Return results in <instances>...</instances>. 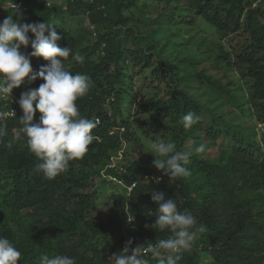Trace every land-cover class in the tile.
<instances>
[{
    "label": "trees",
    "instance_id": "obj_1",
    "mask_svg": "<svg viewBox=\"0 0 264 264\" xmlns=\"http://www.w3.org/2000/svg\"><path fill=\"white\" fill-rule=\"evenodd\" d=\"M11 1H25L28 9L3 10L0 4V22L19 14L22 24L50 23L49 28L61 36L58 46L72 48L66 69L87 75L92 82L90 93L77 101L80 114L100 120L93 130L97 139L85 156L49 180L38 170L41 161L28 150L21 116L5 118L6 107L0 101V126L5 128L0 137V236L7 237L21 252L18 264H41V254L67 255L76 264H109L108 258L121 253L129 241L130 248H135L169 238V231L151 227L157 210L150 193L153 190L166 199H175L179 211L187 209L206 226L207 231L199 234L195 247L184 253L178 264H264V152L255 157L261 147L249 132L228 123L187 86L191 80L204 81L211 89L233 98L238 107L242 106L241 99L232 83L222 82L206 67L196 68L202 59L191 53L182 55L180 50L170 59L168 45L175 42L169 39L159 46L162 35L176 23L194 29V18L182 21L193 15L216 29L221 45L231 33L246 34L233 58L222 46L218 58L252 80L246 101L252 103L255 117L264 125V0H63L52 5L43 0ZM166 6L173 10H166ZM175 9L184 17L179 22ZM61 16L69 17V23L60 22ZM29 37V46H22V53L32 52L35 37L32 33ZM75 55L82 57V62L75 60ZM30 60L34 73L48 63L43 57ZM136 75L143 76L144 84L165 82V95L151 85L157 96L139 108L155 116L162 126L168 122L170 140L178 150L190 154L184 166L191 175L170 181L152 166L137 161L124 165L126 172L119 175L127 183L137 181L135 187L130 195L115 196L107 219L95 220L90 215L95 180L120 150L123 137L132 140L129 128L122 133L114 130L129 122L125 103L135 98L130 89ZM42 83L39 78L26 79L22 93ZM190 112L200 119L185 129L179 121ZM203 113L208 115L210 128L222 126L223 121L226 132L232 130L242 141L240 147L223 149L214 158L204 157L200 151L192 153L186 141L196 139L203 128ZM41 115L37 111L36 118ZM128 212L135 220L124 234L122 225ZM202 253L208 256V263L202 262ZM145 259L157 264L150 253Z\"/></svg>",
    "mask_w": 264,
    "mask_h": 264
},
{
    "label": "clouds",
    "instance_id": "obj_2",
    "mask_svg": "<svg viewBox=\"0 0 264 264\" xmlns=\"http://www.w3.org/2000/svg\"><path fill=\"white\" fill-rule=\"evenodd\" d=\"M9 3L2 5V8L9 9ZM25 5L27 6L26 3ZM12 9L26 11L28 6L27 9ZM22 19V15L17 14L15 17L10 15L0 22V101L6 107L3 116L16 117L17 115L5 116L9 106L5 105L3 97L14 93L13 89L23 85L26 79L35 81L39 78L44 81L38 88L22 93L19 100L16 98L23 111V114L18 115L21 116L20 123L27 138L28 150L41 161L38 170L45 178L53 180L68 171L71 162L82 159L88 152L89 145L97 139L93 130L98 121L82 116L77 105L79 99L90 93L92 82L87 75L73 74L66 69L65 61L72 53V48L58 46L61 36L49 28L50 23L22 24ZM29 33L35 37L31 40L32 52L22 53L21 47L29 46ZM30 57H43L48 63L42 65L38 73H34ZM73 58L80 62L83 60L79 55ZM37 111L42 114L40 118H36ZM34 119L39 123H35ZM199 119V116L190 112L184 115L179 123L187 129ZM119 128H123L122 132L125 131L124 126ZM4 134L5 128L0 126V137ZM197 151L202 152L203 148H198ZM146 152L155 156L153 166L169 177L170 181L191 175L190 170L184 166L189 162L190 154L178 150L174 142L157 138ZM106 170L113 172L106 167L105 173ZM150 193L157 205L156 219L151 227L159 232L169 231L171 236L149 244L147 249L144 246L130 249L129 241L121 253L108 258L109 264H149L145 259L148 252L157 260V264H178L182 255L190 253L195 247L199 234L207 231L206 226L200 224L190 211H179L175 199H166L163 193L155 190ZM134 220L135 218L127 216L129 224ZM20 258L21 252L13 243L7 237L0 236V264H18ZM39 259L41 264H76L75 259L67 255L57 254L50 257L48 254H41Z\"/></svg>",
    "mask_w": 264,
    "mask_h": 264
},
{
    "label": "rangeland",
    "instance_id": "obj_3",
    "mask_svg": "<svg viewBox=\"0 0 264 264\" xmlns=\"http://www.w3.org/2000/svg\"><path fill=\"white\" fill-rule=\"evenodd\" d=\"M47 3V0H43ZM56 0H48V2ZM140 3L143 0H139ZM6 2H12L11 0H0L1 5H6ZM48 4V3H47ZM51 4V5H52ZM257 4L255 2L254 6ZM7 8H3L6 10ZM166 10H173L170 6H166ZM177 22L181 21L183 17L182 13H179L175 9ZM26 17L29 14L23 13ZM195 21V28L190 29L188 27H181V25L171 26L160 38L159 46L163 45L168 39L174 41V45L169 43L168 54L170 59L174 57L177 50L182 51V55L188 53L193 54L198 59H202L199 65L196 66L198 69L206 67L210 73H214L219 80L224 83H232V88L239 99L241 107L237 106L236 101L228 95L222 94L215 89H211L206 85L204 81H193L187 86V90L197 98L206 102L209 106L213 107L218 115H221L228 123L239 125V130L242 132H249V137L255 142H258L261 150L255 152V157H261L264 152V141H263V121L255 117L253 112L252 103H248L246 99L250 96L249 89L252 85V80L241 74L240 70L236 67L227 66L223 60L218 58V52L220 46L223 47L224 51H229L231 58L240 50L244 43L246 34L231 33L223 38L222 45L219 42V36L216 29L208 24L201 17H185L182 21L192 20ZM59 21L64 24L69 23L70 18L59 17ZM173 32V33H172ZM176 33L175 35L172 34ZM177 49H174V48ZM192 49V51L190 49ZM174 49V51H173ZM179 51V53H180ZM180 53V54H181ZM233 61V59H231ZM194 61V60H193ZM195 62V61H194ZM190 61L189 64H194ZM142 75L135 76L132 82V89L130 91L135 95V98H131V101L125 103L126 113L128 117V124L125 127L131 136L130 141L123 137L122 146L120 150L123 152L124 157L121 160L124 165H129L134 161L145 166H153V160L155 156L146 152L149 145L157 138L163 139L165 142H173L170 140V134L168 130V122L162 126L156 120L155 116L150 117L149 114L142 111L139 107L146 101L157 96V92L152 88L151 85L159 87L161 95H165L167 86L165 82L160 83L159 81L149 82L148 84L142 83ZM141 77V78H139ZM25 88L21 85L19 88L13 89L14 93L17 94L18 100L21 97V93ZM222 94V96H221ZM243 95V96H242ZM220 96V97H219ZM35 107V104H34ZM203 128L198 132L196 139H188L186 141L187 147L192 153L199 152L198 148H203L202 154L204 157L211 158L220 155V151L223 149L234 150L238 149L242 143L240 138H235L233 131L226 132L224 123L221 121V125L210 128L208 121V115L203 113ZM219 123V122H218ZM264 126V125H263ZM114 131L122 132V128H116ZM201 152V151H200ZM155 168V167H154ZM145 176H141V179ZM95 200L93 208L91 209V217L95 220L99 218L107 219V214L110 211L112 204L115 202L114 198L117 194H127L125 187L118 185L114 181H110L107 176L101 174L99 178L95 180ZM202 253V262L208 263L209 258Z\"/></svg>",
    "mask_w": 264,
    "mask_h": 264
},
{
    "label": "built area",
    "instance_id": "obj_4",
    "mask_svg": "<svg viewBox=\"0 0 264 264\" xmlns=\"http://www.w3.org/2000/svg\"><path fill=\"white\" fill-rule=\"evenodd\" d=\"M49 5L51 4V2H47ZM10 8H23V9H27V6L25 5V3L23 1H18V2H10L8 5ZM5 105L9 106V108L6 110L5 116H15L18 114H23L22 109L19 106V103H17V98L14 95V93H11L10 96H4L3 97ZM96 120L98 122H100L99 118H96ZM35 123H39L38 120L34 119ZM263 127V126H262ZM123 130V128H122ZM124 154L122 151H119L118 154L114 157H111V160L109 162V164L107 165V168L112 169L114 172L112 173H105L104 172V176H107L110 180L118 183V185L123 186L126 188L127 190V194L126 195H130L131 191L133 190V188L136 185L137 181L131 182V183H127L125 181V179L120 176L119 174H122L124 172H126V167L124 166V163L121 162V160L123 159ZM117 173V174H114ZM148 176H145V178L143 179H147ZM127 216L131 217V218H135L131 213L128 212ZM129 227V223L126 219V221L124 222V224L122 225L124 234H127V229ZM126 246V245H125ZM131 249V248H130ZM145 249H147V247H145ZM150 252H148L149 254Z\"/></svg>",
    "mask_w": 264,
    "mask_h": 264
}]
</instances>
